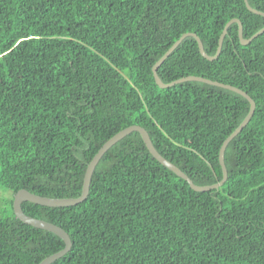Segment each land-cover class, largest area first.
Instances as JSON below:
<instances>
[{
	"label": "trees",
	"instance_id": "trees-1",
	"mask_svg": "<svg viewBox=\"0 0 264 264\" xmlns=\"http://www.w3.org/2000/svg\"><path fill=\"white\" fill-rule=\"evenodd\" d=\"M248 2L264 12V0ZM234 17L245 38L264 26L244 0H0V264H37L64 246L16 217L14 194L79 196L90 159L128 125L194 183L221 180L219 148L249 101L198 80L160 87L152 66L189 31L214 54ZM157 73L254 100L225 148L226 180L192 189L132 131L103 153L83 201L21 203L70 237L50 264H264V31L242 44L232 22L213 60L186 36Z\"/></svg>",
	"mask_w": 264,
	"mask_h": 264
},
{
	"label": "water",
	"instance_id": "water-1",
	"mask_svg": "<svg viewBox=\"0 0 264 264\" xmlns=\"http://www.w3.org/2000/svg\"><path fill=\"white\" fill-rule=\"evenodd\" d=\"M246 7L257 14H261L264 16V12L260 11L256 8H253L248 0H244ZM232 22H236L237 23V34L239 37V40L242 44H246L248 43L252 38L256 37L258 34L262 33L264 31V26L262 28H260L258 31H256L255 33H253L251 36L245 38L243 36V31H242V23L240 21V19H238L237 17L231 18L229 19L226 24L224 25L219 38H218V43H217V47H216V51L214 54L210 55L208 54L203 47L202 41L199 38V36L194 33V32H184L182 33L167 49L166 51L161 55V57L154 63V65L152 66V73H153V77L155 82L160 86V87H168L171 86L173 84L185 81V80H198V81H202L208 84H212V85H216V86H220L226 89H230L233 90L241 95H243L248 101H249V111L247 113V115L244 117V119L242 120V122L223 140L220 148H219V152H218V160L221 166V171H222V178L221 180H219L218 182L214 183V184H208V185H198L196 183H194L192 181V179L183 171L181 170L177 165H175L174 163H172L171 161L167 160L164 156H162L158 150L155 148V146L152 143V140L149 136V133L146 131V129L144 127H142L139 124H131L128 125L127 127L119 130L118 132H116L114 135H112L110 138H108L97 150V152L93 155V157L90 159V161L88 162L85 172H84V176H83V180H82V188H81V193L79 196L77 197H49V196H43V195H39L33 192H30L27 189L21 188L19 189L13 197V211L16 215V217H18L21 221H23L24 223H27L29 225H32L34 227L37 228H42V229H46L49 230L55 234H57L64 242V246L63 248H61L60 250H58L57 252H54L46 257H44L41 261H39L37 264H50L51 262L55 261L56 259L60 258L62 255H64L71 247V240L70 237L68 235V233L59 225L40 219V218H36L30 215H27L22 207H21V203L23 201H31L37 204H42V205H47V206H57V207H61V206H69V205H75L78 204L79 202L83 201L89 192V186H90V181H91V177H92V173L93 170L95 168V165L97 164V162L99 161V159L101 158V156L103 155V153L112 145L114 144L116 141H118L119 139H121L122 137H124L125 135L129 134L132 131H137L139 132V134L141 135V138L143 140V142L145 143V146L147 147L149 153L156 158L160 163H162L163 165H165L166 167H168L169 169H171L173 172H175L178 176H180L181 178L185 179L188 184L190 185V187L196 191H206V190H210L212 188H217L218 186H220L227 178V169H226V165L224 162V151L225 148L227 146V144L229 143V141L237 134L238 131H240L242 129V127L244 125H246L248 123V121L250 120L254 108H255V102L252 99V97L250 95H248L244 90L228 84V83H222L216 80H212L210 78H206V77H202V76H197V75H187L178 79H175L173 81H170L168 83H165L161 80V78L158 76L157 73V68L161 65V63L167 58V56L176 48V46L186 37V36H193L196 41H197V47L199 50V53L205 57L206 59L209 60H213L215 59L220 50H221V46H222V42H223V38L224 35L227 32V27L232 23Z\"/></svg>",
	"mask_w": 264,
	"mask_h": 264
}]
</instances>
